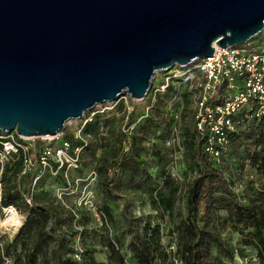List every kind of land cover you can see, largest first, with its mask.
<instances>
[{
	"label": "water",
	"instance_id": "1",
	"mask_svg": "<svg viewBox=\"0 0 264 264\" xmlns=\"http://www.w3.org/2000/svg\"><path fill=\"white\" fill-rule=\"evenodd\" d=\"M263 31L264 0H0V130L60 134Z\"/></svg>",
	"mask_w": 264,
	"mask_h": 264
},
{
	"label": "trees",
	"instance_id": "2",
	"mask_svg": "<svg viewBox=\"0 0 264 264\" xmlns=\"http://www.w3.org/2000/svg\"><path fill=\"white\" fill-rule=\"evenodd\" d=\"M264 38V37H263ZM174 87L170 84L166 91L159 93L150 107L147 116L135 123L129 137V150L112 154L113 160L107 156V149L113 144L121 145L126 134L115 132L112 128L110 115L97 114L91 122L83 127V134L88 136L87 144L82 148V166L79 170L94 164L98 172L113 167L117 174L124 175L126 184L132 189L146 192L155 208L161 210L162 218L157 221L137 217L129 227L130 237L128 250L121 251L117 239L111 237L107 229L103 230V243L107 248V260H95L91 253L85 252L81 246L72 245L71 236L59 233L56 228L72 223L74 216L61 207L48 209L42 205H26L23 226L16 232L10 243L3 245V253L8 255L12 246H20L22 253L15 257L25 264H35L39 257L53 264H160L166 258L161 244L160 227L166 215L174 205L176 185L168 173V155L164 142L169 136L172 119L164 109L166 100L173 94ZM184 99L188 101L187 93ZM142 111V109H141ZM140 111V112H141ZM139 112V113H140ZM133 111L132 119L138 114ZM183 136L188 167L193 169L195 177L191 180L186 195V213L169 228L176 232L178 251L182 264H228L236 254L243 256L251 250L257 257L258 264H264V130L260 124L252 121L247 128L230 133L231 158L233 151L242 150L241 166L245 160L254 169L259 179L258 187L250 188L251 193L243 200L231 188L232 178L225 175V166L218 165L204 151V139L194 129L191 115V127L185 126L187 114L184 115ZM65 138L73 144L71 135ZM101 154L97 156V151ZM154 163L155 165L151 164ZM225 163V161H224ZM227 163V162H226ZM154 167L155 172L151 168ZM18 170V163L6 169L3 175L1 205L13 203L19 206L20 191L15 188L13 177ZM116 174V175H117ZM115 174L111 177L113 178ZM10 179V180H8ZM8 181V182H7ZM104 185L105 200L99 207L106 220H112L111 207L108 200L119 197L107 182ZM165 189H168L165 192ZM27 190V188L25 189ZM40 190V189H39ZM38 190V191H39ZM36 191V193L38 192ZM1 211V210H0ZM166 212V213H165ZM165 213V214H164ZM229 228L237 233L236 244L232 246L221 235V229ZM82 231V229H81ZM80 247V249H76ZM79 252L80 258L73 253Z\"/></svg>",
	"mask_w": 264,
	"mask_h": 264
},
{
	"label": "built area",
	"instance_id": "3",
	"mask_svg": "<svg viewBox=\"0 0 264 264\" xmlns=\"http://www.w3.org/2000/svg\"><path fill=\"white\" fill-rule=\"evenodd\" d=\"M170 84L173 85L174 92L166 100L164 109L172 119V124L164 144L169 159L168 173L172 179H181L178 164L185 152L182 134L185 114H191L195 131L204 139V151L218 165H223L229 155L230 133L247 128L252 121L260 124L264 130V43L225 48L217 46L211 56L186 68L173 67L164 73H157L147 96L139 100L143 103L142 111L135 119L131 117L134 106L128 102L130 97L126 94L115 102L98 105L82 119L68 121L65 128L73 127L70 135L76 141L75 144L65 138L64 132L40 138H23L17 136L14 130L9 133L0 130V199L3 175L16 162L18 170L13 182L20 191V199L27 206L36 204L34 196L42 188V179L46 174L57 176L70 169L79 170L82 166V148L88 142V136L83 134L84 125L91 122L97 114H112L116 104L122 99L124 106L121 110L120 128L126 134V140L121 145L123 152L128 151L129 137L135 123L147 116L159 93L166 91ZM184 92L187 93L188 101L184 99ZM134 120L136 122H132ZM245 162L247 166L248 161ZM91 174L95 175L96 170H92ZM224 175L228 179L232 178L227 172ZM248 177L252 181L256 174L250 171ZM237 186L241 188L242 184H237L232 178V190L238 191L240 188L237 189ZM10 208L17 211V220H24L23 212L13 203H0L3 217ZM88 208L97 216L100 224L102 219L106 220L103 211L90 200ZM161 224L160 242L167 255L160 264H182L176 232L169 228L168 221L164 220ZM13 227H16L15 223ZM76 249L79 250L80 247ZM73 255L80 258L77 251ZM252 258L249 260L246 255L242 256L246 263L253 260L256 261L254 263L258 262L255 254Z\"/></svg>",
	"mask_w": 264,
	"mask_h": 264
},
{
	"label": "rangeland",
	"instance_id": "4",
	"mask_svg": "<svg viewBox=\"0 0 264 264\" xmlns=\"http://www.w3.org/2000/svg\"><path fill=\"white\" fill-rule=\"evenodd\" d=\"M264 33L260 34L256 38L250 40L249 43L258 44L264 43ZM262 40V41H261ZM161 77V74H158ZM128 102L134 106V111L138 113L141 111L143 103L139 100H133L128 98ZM124 106V100L118 101L113 113L110 114L111 117L115 119L112 120V128L115 132L121 131V119H122V107ZM189 106V104H188ZM191 114L187 113L185 126L191 127L189 116ZM74 126V125H73ZM73 127L64 128V133L70 135ZM120 148L122 151V145H114L112 148L107 149V156L110 160H113L112 154H114L117 149ZM185 153V152H184ZM101 154V151H97V156ZM186 156V155H185ZM182 156L178 164L179 174L181 179L175 180L176 193L174 195V205L171 211L166 215L167 221L172 225L175 224L181 217L186 213V195L187 189L191 180L195 177L193 169L188 167L187 159L188 157ZM242 150L233 151L231 158L228 156L225 158V171L242 186H237L239 189V197L245 199L251 193L252 187H258L259 179L254 180L249 179V173L254 172V169L247 164V166H241ZM227 162V163H226ZM246 163V162H245ZM248 163V162H247ZM155 165L154 163H151ZM93 168V169H92ZM94 168V164L89 167L83 168L82 170H67L65 173L53 176L51 174H46L42 179V188L35 194V203L42 205L48 209H56L61 207L74 216L72 223L67 225H61L56 228L59 233H65L71 236L72 245H79L85 250L86 254L91 253L95 260L106 261L107 248L103 243V230L107 229L109 235L117 239L121 251L124 253L128 250V241L130 237L129 227L131 224L135 223L137 217H142L139 228L143 224L144 219H151L152 221H157V219L162 218V212L160 209L155 208L153 203L150 201L149 195L137 189H132L127 186L126 178L124 175L117 174L118 171L113 169V167L108 166L106 171L98 172L96 174H91ZM152 172H155L154 167L151 168ZM114 175L113 178L111 177ZM117 174V175H116ZM257 177V176H256ZM26 176L24 177V180ZM10 180V179H8ZM8 182V181H7ZM107 182L111 190L118 194L119 197L108 200L112 212V220L105 221L102 219V224H100L97 216L88 208L89 200L96 205L98 208L105 200L104 185L102 183ZM257 182V183H256ZM168 189H165L167 192ZM245 197V198H244ZM20 203L23 201L20 199ZM25 203V202H24ZM22 204V211L24 216L26 213V205ZM162 213V214H161ZM166 213V212H165ZM164 213V214H165ZM3 219L2 213L0 211V220ZM14 229V228H13ZM13 229H7L3 233H0V255L3 253V245L10 243L17 231ZM82 229V231H81ZM222 237L228 241L232 246L236 244L237 233L229 228L221 229ZM22 253L20 246H12L10 253L8 255H2V261L0 264H25L21 260L17 259L13 262L15 257H20ZM254 252L251 250H246L244 255H246L249 260L253 259L252 255ZM228 264H258L253 260L246 263L242 260V256L236 254L234 260H227ZM35 264H53L50 256L47 260L39 257Z\"/></svg>",
	"mask_w": 264,
	"mask_h": 264
},
{
	"label": "clouds",
	"instance_id": "5",
	"mask_svg": "<svg viewBox=\"0 0 264 264\" xmlns=\"http://www.w3.org/2000/svg\"><path fill=\"white\" fill-rule=\"evenodd\" d=\"M12 219L13 218L9 217L7 219L0 220V233H3L5 230H7L8 223ZM23 223H24V220H16L15 221L16 227L13 229V231H18L19 228L23 226Z\"/></svg>",
	"mask_w": 264,
	"mask_h": 264
},
{
	"label": "bare ground",
	"instance_id": "6",
	"mask_svg": "<svg viewBox=\"0 0 264 264\" xmlns=\"http://www.w3.org/2000/svg\"><path fill=\"white\" fill-rule=\"evenodd\" d=\"M214 47L216 48L217 46H214ZM9 217L13 219L9 221L7 229H12L14 228L13 225L18 218L17 211L14 208H10V211L7 212V214L3 217V219H7Z\"/></svg>",
	"mask_w": 264,
	"mask_h": 264
}]
</instances>
